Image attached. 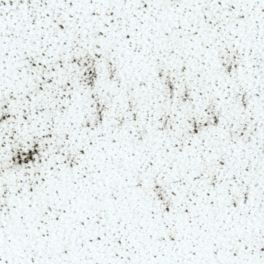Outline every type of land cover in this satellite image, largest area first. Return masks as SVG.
Masks as SVG:
<instances>
[{
    "label": "snow or ice",
    "instance_id": "snow-or-ice-1",
    "mask_svg": "<svg viewBox=\"0 0 264 264\" xmlns=\"http://www.w3.org/2000/svg\"><path fill=\"white\" fill-rule=\"evenodd\" d=\"M0 264H264V0H0Z\"/></svg>",
    "mask_w": 264,
    "mask_h": 264
}]
</instances>
